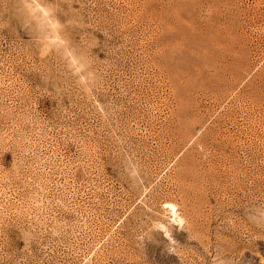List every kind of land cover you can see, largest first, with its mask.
<instances>
[{
	"label": "rangeland",
	"instance_id": "1",
	"mask_svg": "<svg viewBox=\"0 0 264 264\" xmlns=\"http://www.w3.org/2000/svg\"><path fill=\"white\" fill-rule=\"evenodd\" d=\"M0 264H264V0H0Z\"/></svg>",
	"mask_w": 264,
	"mask_h": 264
},
{
	"label": "bare ground",
	"instance_id": "2",
	"mask_svg": "<svg viewBox=\"0 0 264 264\" xmlns=\"http://www.w3.org/2000/svg\"><path fill=\"white\" fill-rule=\"evenodd\" d=\"M170 208H171L172 213H173L177 218H179L178 215H177V213H176V210H175L173 207H171V206H170ZM178 221H179V220H178Z\"/></svg>",
	"mask_w": 264,
	"mask_h": 264
}]
</instances>
